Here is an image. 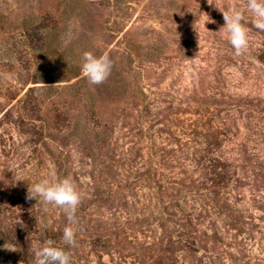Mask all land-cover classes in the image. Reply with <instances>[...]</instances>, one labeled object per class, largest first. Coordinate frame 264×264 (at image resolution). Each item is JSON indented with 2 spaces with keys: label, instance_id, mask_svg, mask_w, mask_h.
Here are the masks:
<instances>
[{
  "label": "rangeland",
  "instance_id": "1",
  "mask_svg": "<svg viewBox=\"0 0 264 264\" xmlns=\"http://www.w3.org/2000/svg\"><path fill=\"white\" fill-rule=\"evenodd\" d=\"M231 4L250 29L241 56L218 32ZM251 20L246 0H0V264L25 249L35 264L48 240L71 264H264V32ZM84 52L112 60L103 84L83 75ZM52 168L81 194L74 223L27 199ZM213 230L226 232L216 245Z\"/></svg>",
  "mask_w": 264,
  "mask_h": 264
},
{
  "label": "clouds",
  "instance_id": "2",
  "mask_svg": "<svg viewBox=\"0 0 264 264\" xmlns=\"http://www.w3.org/2000/svg\"><path fill=\"white\" fill-rule=\"evenodd\" d=\"M212 5V4H210ZM225 21L218 32L223 33L228 43L234 50L235 56L243 55L250 41V29L243 23V12L231 4L227 10H220ZM246 10L252 16V26L264 32V0H246ZM205 14V13H204ZM206 22L216 23L205 14ZM82 73L93 85L103 84L111 74L113 62L107 53L96 56L92 52H84L82 56ZM72 158L79 160V153L73 146H69ZM27 199H35L47 210L49 206L60 208L64 211L70 222H75V212L81 202V194L70 177H59L54 168L50 169L47 178L33 183L28 187ZM75 229L71 224L65 226L62 232L63 244L71 247L76 243ZM35 264H71L69 253L62 247L54 246L53 241H45L44 244L33 246Z\"/></svg>",
  "mask_w": 264,
  "mask_h": 264
},
{
  "label": "trees",
  "instance_id": "3",
  "mask_svg": "<svg viewBox=\"0 0 264 264\" xmlns=\"http://www.w3.org/2000/svg\"><path fill=\"white\" fill-rule=\"evenodd\" d=\"M207 125H208V127H207V129H210V127H211V123L210 122H208V123H206ZM209 180L211 181V183H212V185H214V183L216 184V179L214 178V177H209ZM215 193V192H214ZM172 200H173V198H172ZM176 206H179V204L178 203H174L173 201H172V204H171V214L172 215H175L176 213L173 211L174 210V207H176ZM179 211H181V214H182V216L184 217V213L182 212V208H180L179 209ZM184 219H186V217H184ZM199 220V219H198ZM190 223V224H192L193 222L190 220V219H186V223ZM197 223H198V221H197ZM183 229H184V227H183ZM173 232V231H172ZM175 232V231H174ZM176 235V237H177V239H179V237L181 236V234H183L185 237H189L191 234H189V233H175ZM225 236H226V232H218V231H216V230H213L212 232H211V234H210V236L208 237L209 239H211L212 241H213V244L214 245H216V244H218L223 238H225ZM196 237H198V242H200L199 241V236H198V234H196V235H194V236H192V239H193V241H194V238H196ZM206 240L205 239H202V243H204ZM193 243V242H192ZM214 245H213V247H214ZM215 248V247H214ZM19 249H23L22 247L21 248H18V250ZM218 252V251H217ZM19 253H21V256L20 257H22V258H20V259H18L17 261L15 260V263L14 264H29L28 263V255H29V253H28V251L25 249V250H23V252H19ZM219 253V252H218ZM1 260H2V258H0V262H1ZM146 264H165L164 263V261L162 260V259H160V258H156V259H153V260H151L149 263H146ZM167 264H169V263H167ZM197 264H201L200 262L199 263H197Z\"/></svg>",
  "mask_w": 264,
  "mask_h": 264
}]
</instances>
